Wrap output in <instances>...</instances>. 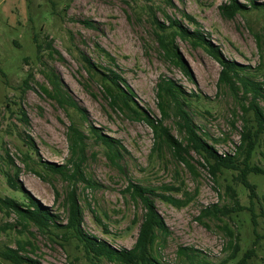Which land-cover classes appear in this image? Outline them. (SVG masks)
<instances>
[{"label": "rangeland", "instance_id": "rangeland-1", "mask_svg": "<svg viewBox=\"0 0 264 264\" xmlns=\"http://www.w3.org/2000/svg\"><path fill=\"white\" fill-rule=\"evenodd\" d=\"M226 1L0 0V197L25 202L6 182V174L17 170L18 184L55 215L56 223L64 224V197L74 190L82 229L113 247L128 249L142 217L140 203L125 191L128 182L159 192L162 185L174 186L179 190L172 194L186 200L183 206L154 197V208L168 228L167 235H159L152 245L154 258L161 264H188L177 248L190 246L201 251L206 264L222 260L235 264L251 249L247 264H264V175L247 174L255 190L250 199L238 170L222 169L213 176L195 152H190L192 170L188 169L169 148L154 147L148 124L107 104L97 76L89 74L81 57L112 67L132 88L138 105L158 118L155 84L160 78L173 80L186 92L190 117L209 143L219 154H236L244 114L239 96L217 84L220 64L200 46L176 37L177 52L190 72L186 74L164 56L153 22L156 17L166 25V14L192 29L183 13L192 16L225 58L257 71L255 77L262 83L258 101L264 112V5L254 8L249 0H238L247 9L224 17L219 5ZM50 70L84 109L86 124L118 139L125 148L118 169L103 146L88 138L80 168L95 186L49 173L44 166L63 163L72 169L66 162L71 157L67 126L81 121L75 110L46 93L50 85L45 73ZM176 121L173 110L162 119L171 135L185 142ZM249 161L264 167V132ZM213 204L219 212H202ZM63 230L20 225L13 212L0 207V251L21 245L20 255L41 264H89L81 244ZM234 244L235 258L229 260ZM0 264L14 263L0 256Z\"/></svg>", "mask_w": 264, "mask_h": 264}, {"label": "trees", "instance_id": "trees-1", "mask_svg": "<svg viewBox=\"0 0 264 264\" xmlns=\"http://www.w3.org/2000/svg\"><path fill=\"white\" fill-rule=\"evenodd\" d=\"M263 5L264 2L249 0L250 7L259 8ZM245 9H247V5L240 3L238 0H227L219 5L220 13L224 17H232L235 13ZM183 16L194 25L192 29L185 27L178 20L166 14H164L166 25L154 17L153 22L156 28L155 34L158 46L164 56L171 57L188 75L190 72L177 52L176 37L187 40L193 46H200L220 64L221 69L217 84L225 87L234 97L239 96L238 105L244 114L242 117L243 124L239 131V142L235 146L236 154H219L213 145L209 143L204 133L199 131L190 117L186 108L189 100L185 97L186 92L173 80L160 78L155 84L157 106L161 114L158 118L151 116L138 105L132 88L112 67L90 61L84 54L81 57L85 61L86 70L89 74L97 76L107 104L111 108H118L126 112L131 118L142 120L149 125L154 136V147L164 146L169 148L173 155L190 170H192V163L189 161L190 152H195L204 160L213 176L222 169L238 170L237 176L240 183L248 190L249 198L252 199L255 190L254 185L247 180V174L252 172L264 175V167L249 163L250 157L257 146L259 136L264 132V112L258 101V98L262 96V83L255 77L257 71L250 70L249 65L238 64L225 58L217 45L198 29V22L186 13H183ZM46 45L51 50L50 44L47 43ZM39 48L40 45L36 44L37 51ZM106 57H108L110 62L114 63L111 55L106 53ZM45 75L50 85L49 89L45 88L46 93L58 101L60 105L70 106L76 111L81 121L78 124L71 121L67 126L66 135L71 157L70 159L67 158L66 162L70 164L72 169H68L67 167L69 166L63 163L44 162V166L49 173L58 174L67 179L81 180L87 185L95 186L97 185L96 182L87 177L80 168L85 156L88 138L90 137L94 142L103 146L107 159L118 169H121L119 161L125 148L118 139L105 134L93 124L89 123L87 125V116L84 109L72 99L66 89L61 87L59 77L52 70L45 73ZM190 94L194 95L193 92ZM169 110L174 111L177 117V127L183 132L185 142L174 138L169 129L163 125L162 119L168 115ZM17 175V170L14 174L7 173L6 182L13 190L21 193L25 198V202L21 203L8 196L0 197V207L13 212L19 224L23 226L31 223L38 228L45 229L63 227L64 233L74 237L81 244L86 261L89 264H108V262L119 264H161L151 255L150 250L159 235H167L168 228L154 208V197H158L163 202L176 207L183 206L186 203V200L172 194V192L179 190L177 187L162 185L158 188L163 191L159 192L155 187L129 181L125 191L130 199L140 203L142 217L133 245L128 249L116 248L105 240L82 229V211L74 190L67 192L64 197L67 212L65 223H56L55 215L18 184ZM231 190L233 191V189ZM202 212L214 214L219 211L213 204L212 208L202 210ZM262 236L264 237V233ZM21 248V245L16 248L6 247L0 251V256L14 264H41L31 257L20 255L19 251ZM236 250L235 246L227 259L235 258ZM200 253V250L190 246H179L177 248V254L183 256L188 264H206L202 261L203 258ZM251 253L253 255V250L251 249L244 252L235 264H247V259L251 256ZM225 263L226 260H222L217 264Z\"/></svg>", "mask_w": 264, "mask_h": 264}]
</instances>
